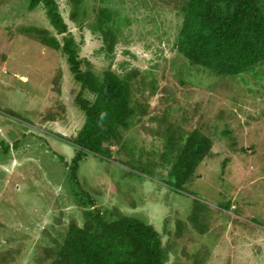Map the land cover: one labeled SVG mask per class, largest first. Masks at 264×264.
Segmentation results:
<instances>
[{
  "label": "rangeland",
  "instance_id": "374dc122",
  "mask_svg": "<svg viewBox=\"0 0 264 264\" xmlns=\"http://www.w3.org/2000/svg\"><path fill=\"white\" fill-rule=\"evenodd\" d=\"M29 1L0 0V259L24 242L12 264H39V249L58 240V223L81 213L74 193L82 189L103 211L117 206L152 224L163 245L170 244L166 264H264V68L258 77L208 80L191 67L181 85L185 60L171 50L177 0H83L79 22L70 18L69 0H56L79 58L94 71L112 62L119 73L121 67L148 72L155 63L165 76L157 77L153 96L139 95L148 114L130 118L121 131L125 150L112 148L111 160L84 155L73 179L77 152L68 139L85 120L75 102L80 86L60 54L22 33L29 26L54 30L42 8L28 10ZM97 7L109 8L122 32L112 60L89 26ZM117 13L132 21L126 26ZM164 86L175 95L161 105ZM164 115L165 126L177 121L212 142L194 176L177 189L168 177L165 140L153 135Z\"/></svg>",
  "mask_w": 264,
  "mask_h": 264
},
{
  "label": "trees",
  "instance_id": "16d2710c",
  "mask_svg": "<svg viewBox=\"0 0 264 264\" xmlns=\"http://www.w3.org/2000/svg\"><path fill=\"white\" fill-rule=\"evenodd\" d=\"M82 2L83 0H69L70 18L75 22L81 21L83 17ZM177 2L173 10L180 22L171 50L185 60L181 62L180 68L181 85L186 84L182 79L192 68L196 75L206 74L208 80L217 77L235 78L246 74L255 77L262 75L264 0ZM38 8L43 9L55 33L38 26L25 27L22 33L32 36L43 47L60 54L68 64L74 81L80 86L75 102L85 120L75 136L68 139L77 152L69 166V172L75 179L79 162L84 155L92 154L111 160L112 148H118L116 152L125 150L126 144H122L121 131L129 128L130 118L139 116L141 119L148 114L149 104L137 103L141 98L144 100L149 95L153 96L159 84L157 77L161 76L160 80H163L165 76L155 63L148 72L135 67L126 70L120 66L123 72L119 73L111 68L112 62L108 68L100 72L94 71L88 61L79 58V45L69 34L57 1H29V11ZM96 10L94 14L97 16L89 26L101 35L102 51L112 60L122 32L116 28L115 14L112 16L109 8L97 7ZM135 14L137 13L131 15ZM119 17L125 21L126 26L132 21V18L123 19L117 13V19ZM134 18L136 22L141 17L138 15ZM126 19H129L128 24ZM173 61L175 66L177 61ZM154 71L156 74H153ZM58 74L55 76V85L60 78ZM145 90L149 91V95L145 94ZM162 92L161 105L166 96L175 95L167 86L162 88ZM169 109L170 107L164 108L165 115ZM165 115L162 118L157 117V129L153 135L165 140L164 149L170 152V155L165 152L163 154L169 155L166 161L171 166L168 177L177 189L178 185H183L194 176L197 166L210 152L212 142L199 129L189 132L179 129L176 126L177 121H168V127L165 126V120H162ZM74 195L81 213L77 216L74 213L68 222L58 223V240L39 249V264L167 263L170 244L166 247L163 245L161 234L152 224L126 215L117 206L103 211L95 198L82 189L76 190ZM24 245L22 242L18 250L1 255L3 259H0V264H12L24 249Z\"/></svg>",
  "mask_w": 264,
  "mask_h": 264
}]
</instances>
